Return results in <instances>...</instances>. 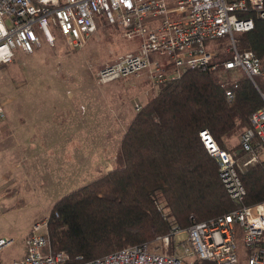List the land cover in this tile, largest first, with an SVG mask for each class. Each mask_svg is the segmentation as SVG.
Returning a JSON list of instances; mask_svg holds the SVG:
<instances>
[{
    "label": "built area",
    "instance_id": "built-area-1",
    "mask_svg": "<svg viewBox=\"0 0 264 264\" xmlns=\"http://www.w3.org/2000/svg\"><path fill=\"white\" fill-rule=\"evenodd\" d=\"M0 0V64L12 62L16 49L33 52L41 43L37 32L53 43L50 25L75 47L83 46L100 22L118 25L127 38L141 37L137 51L118 56L98 68L101 83L146 72L156 88L188 69L216 72L243 70L251 79L263 103L249 117L240 137L241 149L254 161L264 162V89L255 76H264V53L239 49L237 34L264 19V0ZM170 12L177 13L172 18ZM228 37V56L212 52L207 40ZM152 53L158 54L152 56ZM165 55L163 60L161 57ZM240 78L221 81L229 100L236 97ZM141 105L137 104V109ZM202 139L219 165L222 183L233 200L241 201L246 187L238 168L237 152L222 148L203 129ZM173 220V219H172ZM50 216L37 221L27 236L26 254L13 264H183L188 259L210 260L214 264H264V200L237 207L206 220L194 221L186 229L175 222L170 233L157 238L174 251H157L151 242L127 245L105 255L71 263L66 250L53 251L49 235ZM186 232V236H177ZM173 238V239H172ZM13 238L0 237V253ZM245 249L242 251L239 242ZM0 264L2 260L0 258Z\"/></svg>",
    "mask_w": 264,
    "mask_h": 264
},
{
    "label": "trees",
    "instance_id": "trees-1",
    "mask_svg": "<svg viewBox=\"0 0 264 264\" xmlns=\"http://www.w3.org/2000/svg\"><path fill=\"white\" fill-rule=\"evenodd\" d=\"M237 39L239 49L262 55L264 19ZM158 89L127 125L113 167L54 202L51 246L66 250L71 263L152 242L170 233L175 222L183 229L264 200V162L238 168L247 192L241 201L233 200L200 133L207 129L222 148L233 150L226 138L248 127L250 114L263 103L251 79H240L232 100L214 72L199 69H188ZM234 148L238 158L247 154L240 142Z\"/></svg>",
    "mask_w": 264,
    "mask_h": 264
},
{
    "label": "rangeland",
    "instance_id": "rangeland-1",
    "mask_svg": "<svg viewBox=\"0 0 264 264\" xmlns=\"http://www.w3.org/2000/svg\"><path fill=\"white\" fill-rule=\"evenodd\" d=\"M170 15L172 18L178 16L173 12ZM49 27L56 36L53 43L48 42L42 31L37 29L41 43L33 52L27 53L17 48L12 62L0 64V119L7 123L11 116H20L24 124L16 127H19L24 138L28 133L32 135L41 150L46 142H50L51 146L49 151L40 152L34 157V168L32 163L31 168L28 166L30 160L25 161L26 158L17 165L18 151L13 157V154L0 150L1 164L14 163L18 166L16 173L22 178L19 179L22 185L20 192L24 193V202L7 214L0 213V236L13 238L1 250L3 264H12L11 260L20 255L23 239L37 221L47 215L51 218V208L58 198L101 177L108 171V164L113 167L127 125L159 90L152 85L146 72L107 83H101L96 76L102 65L125 53L137 51L141 37L127 38L120 26L102 21L83 46L75 47L66 41L60 30L52 25ZM206 44L212 52L229 55L228 37L208 39ZM157 55L152 53V56ZM161 58L164 60L166 57L163 55ZM214 73L220 81L243 77L241 68L231 71L220 69ZM255 78L264 89V76L257 75ZM137 104L141 105L140 109H137ZM243 131L242 128L226 138L228 147L235 150L234 146L240 142ZM84 149L89 150L90 166L94 164L92 157L97 150L104 153L100 169L86 172L88 176L77 164L85 161V152H81ZM71 151L77 154L72 157ZM71 157L76 162L71 164V160L65 161ZM249 157L245 154L239 158L242 168L247 167L244 161ZM25 166L28 167L29 181L26 175V178L21 176ZM77 172L79 175L75 178ZM82 173L85 177L79 179ZM13 191L12 188L7 193ZM159 196L161 193L156 192L160 201L162 197ZM164 211L168 213L169 208L164 207ZM184 236L186 232L177 238ZM173 240L166 245L156 238L151 246L157 251L173 252L170 251ZM239 245L245 249L242 240Z\"/></svg>",
    "mask_w": 264,
    "mask_h": 264
},
{
    "label": "crops",
    "instance_id": "crops-1",
    "mask_svg": "<svg viewBox=\"0 0 264 264\" xmlns=\"http://www.w3.org/2000/svg\"><path fill=\"white\" fill-rule=\"evenodd\" d=\"M18 124L21 126L24 124L21 122L20 116H17V118L15 116L14 117L11 116L7 123L5 122V120L0 119V150H2L3 153L13 154L12 155L13 157L15 156V152L18 151L17 156H19V159L17 160V165H19L26 158L25 161L30 160L28 166L30 168L31 166L34 168L33 166L34 157L39 155L40 152L49 151L50 150L49 147H51L49 146L50 142L48 143L46 142V144L44 145L45 148L44 149L42 148L41 150L40 145L36 142V140L33 138L32 135L29 136V133H28L25 135L27 138H24L20 134L19 127L18 128L16 127V125ZM70 133L71 134L73 133L72 130H70ZM85 134H87V131H85ZM81 152L82 154L85 152V161L80 162V163L77 162V164L80 165V169L82 171L86 173L91 170L96 171L100 169L99 167L103 163L104 153H101L99 150H97V152H95L93 155V152H91V156L93 155L92 161H94V164L90 166L89 150L84 149V150H81ZM71 154L73 157V155H76L77 152L71 151ZM72 157L69 158V160L65 159V161L69 162L71 160V164L72 162H76L74 159L72 160ZM31 163L32 165L30 166ZM17 165L14 163H9L7 165L0 163V213L2 214H7L11 212L12 210L15 209V206H18L19 204H21V202H24L22 199V195L24 193L22 194L20 192L22 185L19 184V179L22 180V178L18 177V174L16 173V168L18 167ZM108 165L110 166H108L107 170L112 168L111 167L112 164H108ZM27 169L28 167L25 166L24 172L21 174V176L25 177L26 175L27 178L26 177L25 178L28 179L29 181L30 179H29V174H28ZM74 175H75V178H77V176L79 175V172L75 173ZM86 176H88V173H86ZM84 177L85 176L82 173V175H80V177L78 178L84 179ZM31 186L34 187L33 184ZM12 188L14 189V191L7 193L9 190H12ZM26 240H27V234L25 238L23 239L20 255L18 257H14L13 259L20 258L26 254V251H27ZM13 259L11 260L12 264H13ZM195 260H200V259H194V260L188 259L184 263L193 264ZM243 260L244 262L243 263L241 262V264H245V259L243 258Z\"/></svg>",
    "mask_w": 264,
    "mask_h": 264
}]
</instances>
